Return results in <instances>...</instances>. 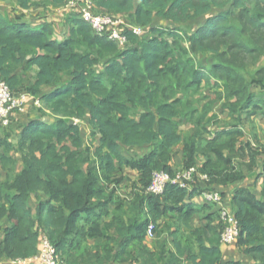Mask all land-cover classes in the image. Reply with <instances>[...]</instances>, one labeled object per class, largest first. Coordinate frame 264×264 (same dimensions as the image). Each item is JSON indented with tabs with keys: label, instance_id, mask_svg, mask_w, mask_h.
<instances>
[{
	"label": "trees",
	"instance_id": "1",
	"mask_svg": "<svg viewBox=\"0 0 264 264\" xmlns=\"http://www.w3.org/2000/svg\"><path fill=\"white\" fill-rule=\"evenodd\" d=\"M29 1L16 3L26 10ZM90 1L95 13L127 16L149 32L141 38L127 32L121 50L74 10L60 42L52 40L50 24L31 28L0 15V81L12 95L41 104L33 106L38 118L22 127L17 146L10 133L0 140L6 151L0 154V261L36 256L45 236L65 264H222L218 209L192 201L244 180L264 155L256 136L243 141L244 125L255 133L253 119L264 117V0ZM46 4L65 7V0ZM33 66L38 72L30 77ZM211 80L212 100L205 93ZM46 88L52 91L44 94ZM218 103L229 121L207 119ZM73 118L88 119L91 135L99 134L91 153ZM211 125L219 130L207 140ZM182 126L191 134L181 135ZM181 143L178 170L170 163ZM11 151L19 168L5 154ZM261 167L263 200L247 188L231 196L238 227L232 244L256 264H264V161ZM191 168L207 179L195 175L187 187L168 182L161 195L146 192L154 172L174 178ZM126 169L138 180L124 200L117 191L128 182ZM104 228L116 238L104 236Z\"/></svg>",
	"mask_w": 264,
	"mask_h": 264
},
{
	"label": "crops",
	"instance_id": "2",
	"mask_svg": "<svg viewBox=\"0 0 264 264\" xmlns=\"http://www.w3.org/2000/svg\"><path fill=\"white\" fill-rule=\"evenodd\" d=\"M50 0H30L29 1V8L26 10L21 9L17 6L16 0H0V15L7 19L8 21H13L16 18L20 19L22 22H25L28 24L31 28L39 27L42 24H50L53 29V35L52 40L56 42H60L64 40L69 35V30L71 26L67 23V19L70 18V14L72 13L70 9H67L65 7H53L52 5H47ZM136 4L138 3V0H135ZM46 4V5H45ZM127 19L129 17L125 16ZM157 25L161 26H167L166 22L163 21H156ZM155 25V24H154ZM146 32H149V27L146 29ZM38 72V69L36 66H33L30 68L29 76L34 77L36 73ZM67 80H63L62 84H65ZM51 89H45V93L51 92ZM208 92H210L208 90ZM206 93V91H205ZM215 115L217 119L221 122H227L229 121V116L226 112H222V106L221 103H218L215 105L211 111V113L208 115V117H211V115ZM38 118V111L36 108L33 107V103L30 100V103H28L27 108L22 112H15L11 114V122L10 126L7 128H0V140L4 136V132L10 133L11 138L9 142L13 147L17 146L19 133L22 129V127L28 123L32 119ZM242 118L244 119L245 116L242 115ZM73 120H78L79 123L77 124L82 131L83 139L85 142V145L89 146V141H91V152L94 150L95 147L98 146V139L99 134L96 133V135L92 136L91 133L93 131L92 127L88 123V119L86 120H79L76 118H73L70 120V122H73ZM254 127H255V133L251 130V127L246 124L243 127L244 131V138L243 141H253V138L258 139V141L264 145V117L257 116L253 119ZM211 135L206 136V139L212 138V136L216 133V131L219 130L218 126L211 125L207 127ZM187 134H191V129L189 127L182 126L181 127V135L184 137ZM88 147V148H89ZM146 151V150H145ZM145 151L142 152V150H132L131 153L135 152L138 156L142 155ZM6 152L5 148L0 146V154ZM183 143L179 144L174 149V155L173 159L171 161V165L178 170H180L182 163H183ZM7 156H11L12 158L17 160V168L20 167L21 162L18 157V154L14 153L13 151L9 153H5ZM200 163H202L205 159L200 158ZM264 161V155L257 159V165L255 169L248 173L244 180L239 181L227 188H219L218 192L220 194H224L223 196V207L227 209V211L231 214V196L233 192L238 188H247L255 194L256 198L258 200H263V197L261 195L262 191V183H263V176L262 174V162ZM122 176L126 177L128 179L126 182L123 181L122 184H120L119 190L117 191V195L120 199L128 198L130 195V185L132 182H136L138 180L137 173L131 170L126 169ZM4 174L0 170V181L3 180ZM202 196H196L193 199L194 204H201L203 203ZM111 218H105V222H109ZM195 224H198V221H195ZM6 226V223H3L2 227L4 228ZM189 232V230H187ZM3 232H0V238L2 237ZM104 236L108 237H115L116 233L114 229H108V231L103 229ZM147 244L150 247L152 243V238L147 237ZM92 244V243H91ZM221 253V263L224 264L229 261H239L241 264H256L255 261L250 258L249 256H245L241 250L235 245V244H222ZM0 264H42L39 259H33L27 262H15L10 260H1Z\"/></svg>",
	"mask_w": 264,
	"mask_h": 264
},
{
	"label": "built area",
	"instance_id": "3",
	"mask_svg": "<svg viewBox=\"0 0 264 264\" xmlns=\"http://www.w3.org/2000/svg\"><path fill=\"white\" fill-rule=\"evenodd\" d=\"M65 8L74 10L79 13L81 19L89 24L98 36H104L109 41L114 42L121 50L128 45L127 32H131L137 38L144 37L146 31L143 27L132 25L124 16H114L106 13H95L93 4L90 0H65ZM33 103L36 108H41L39 100L28 94L22 93L12 95L5 82L0 81V124L7 127L10 124V116L13 112H22L25 110L28 102ZM78 120H73V124L77 125ZM195 175L201 180H206L205 175L197 174V168H191L186 171L176 173L171 178L163 171L153 173L152 181L146 192L153 195H161L166 183H178L181 187H187L190 183H194ZM203 200L217 207L220 221L224 225L221 233V241L223 244H232L238 236L237 222L223 205V196L214 190H207L201 194ZM148 237H152V226L147 230ZM33 259H39L42 264H65L51 245L48 238L43 236L40 242V249L36 256L27 259H18L15 262H27Z\"/></svg>",
	"mask_w": 264,
	"mask_h": 264
},
{
	"label": "rangeland",
	"instance_id": "4",
	"mask_svg": "<svg viewBox=\"0 0 264 264\" xmlns=\"http://www.w3.org/2000/svg\"><path fill=\"white\" fill-rule=\"evenodd\" d=\"M213 82H214L213 80L210 81V86H209V88H210L209 91L210 92H208V89L207 88L205 90L206 91V95L210 98V100L214 99V90L212 89ZM208 118H210V117L207 116V119ZM185 129H186V126H185ZM89 146L92 147L91 141H89ZM90 147H89V150H90V153H91V148ZM90 158H92V155L89 156V159ZM105 230L108 231V229H105ZM87 246H88L90 252H92V253L95 252V250H94V248L96 247V243L95 242H92V241L90 242L89 241V242H87Z\"/></svg>",
	"mask_w": 264,
	"mask_h": 264
}]
</instances>
